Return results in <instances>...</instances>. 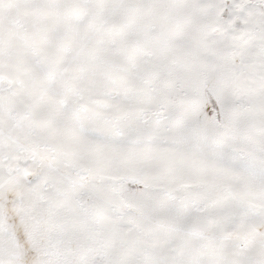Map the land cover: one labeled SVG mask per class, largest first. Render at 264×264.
Instances as JSON below:
<instances>
[{
    "label": "snow or ice",
    "instance_id": "snow-or-ice-1",
    "mask_svg": "<svg viewBox=\"0 0 264 264\" xmlns=\"http://www.w3.org/2000/svg\"><path fill=\"white\" fill-rule=\"evenodd\" d=\"M0 264H264V0H0Z\"/></svg>",
    "mask_w": 264,
    "mask_h": 264
}]
</instances>
